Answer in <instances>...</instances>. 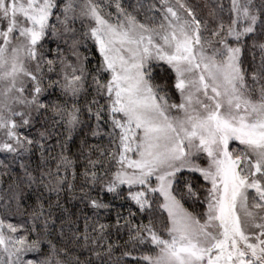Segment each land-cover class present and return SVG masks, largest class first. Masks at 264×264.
<instances>
[{
  "label": "snow or ice",
  "instance_id": "obj_1",
  "mask_svg": "<svg viewBox=\"0 0 264 264\" xmlns=\"http://www.w3.org/2000/svg\"><path fill=\"white\" fill-rule=\"evenodd\" d=\"M258 37L264 0H216L207 18L185 0H0V153L22 173L0 187V264H264ZM85 123L109 147L78 173L68 142ZM93 192L130 206L114 225L80 210V231L69 199L112 210ZM111 227L128 239L99 245ZM81 240L103 255L58 247Z\"/></svg>",
  "mask_w": 264,
  "mask_h": 264
},
{
  "label": "trees",
  "instance_id": "obj_2",
  "mask_svg": "<svg viewBox=\"0 0 264 264\" xmlns=\"http://www.w3.org/2000/svg\"><path fill=\"white\" fill-rule=\"evenodd\" d=\"M186 3L192 5L195 10L205 18L208 16V12L215 7L216 0H185ZM228 0H223V3L227 5ZM77 27H79V24H77ZM264 38H257V40H261ZM47 47H52L54 48L55 45H47ZM87 51L82 47L80 51L89 58L88 62V68L91 70L94 68V66L97 64V57L98 53L96 50L92 47L91 43L87 44ZM246 56L249 62V66L251 64V56L247 55ZM257 59H258V53H257ZM161 75H164V73H161ZM55 79L56 77H52ZM178 94L172 93V99L177 100ZM53 100H60L61 99V93L59 90H56L53 92L52 97ZM63 99L68 100L67 97H63ZM69 103H77V101H72L68 100ZM84 103L83 99L79 100V104L82 105ZM85 121H87V117H84ZM94 123V121H92ZM34 131V130H30ZM91 127L88 126L87 123L84 125L77 127L74 129L70 135H71V141L68 142V149L69 152L67 154L71 155L77 164V172H81L84 167L86 166V155H81V153H87L89 150L90 146L96 145L99 146L100 149H104L106 147H109V141L107 139H99L98 137H93L91 135ZM65 134L67 135L68 133L65 130ZM59 151L58 148H54L52 150V155L55 156L57 152ZM92 159H98V153L93 152ZM11 158L8 157L6 158L5 154L0 153V161H3L4 165H7V168L0 167V187L2 186H7L8 184L12 183V181L22 175V173L19 171V166L18 162L12 161L10 163ZM26 162L31 163L35 165L37 162V157L36 156H31L30 158L26 157ZM52 167L54 168L55 165L53 164ZM75 183L77 186L83 183V177L80 175H77L75 179ZM99 195V198L102 199L105 203L109 204L112 208L111 211H104V210H97V209H92L90 204H87L86 202H80L79 197H73L69 199L67 206L72 207L75 206L77 210V215L80 216V210H83V214L89 217V223L98 222L101 224H109V225H114L115 224V214L117 211H122L125 215L127 214V210L130 206V202L125 200L123 196L120 198H116L111 194L108 193H97L93 192V196ZM53 199L55 197L53 196ZM32 203L33 201H29ZM189 206V205H186ZM133 211H135V208H133ZM75 219V218H74ZM23 222L21 220H13V223H19ZM137 223L139 221H136ZM145 222L147 220L145 219ZM79 226H80V231H83V216H80V219L78 221ZM91 228L89 229V233L91 234ZM106 234L108 239L106 241H99V245H104L106 243H114L116 241H119L121 244L123 241L128 239L127 236V231L126 230H121L119 232L116 231L115 227H111L106 230ZM84 242L81 241H75V242H68V243H59L58 247H67L69 253L73 257H78L81 261L86 260L87 258L93 259V261H96V257L92 256L91 253L93 251H99L103 255L104 253V248L102 246L98 245H89L87 248L84 246ZM47 251V249H45ZM121 249L116 248L113 252V257L118 256L120 253ZM64 259H68L67 257H62ZM104 264H107V257H105ZM123 264H133L132 261H124Z\"/></svg>",
  "mask_w": 264,
  "mask_h": 264
},
{
  "label": "rangeland",
  "instance_id": "obj_3",
  "mask_svg": "<svg viewBox=\"0 0 264 264\" xmlns=\"http://www.w3.org/2000/svg\"><path fill=\"white\" fill-rule=\"evenodd\" d=\"M174 101H177L178 102V96H177V100H174Z\"/></svg>",
  "mask_w": 264,
  "mask_h": 264
}]
</instances>
